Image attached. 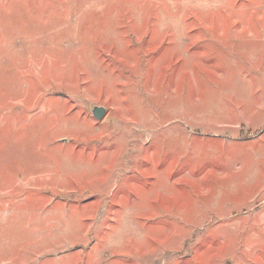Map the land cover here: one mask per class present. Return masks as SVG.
<instances>
[{"label":"rangeland","instance_id":"obj_1","mask_svg":"<svg viewBox=\"0 0 264 264\" xmlns=\"http://www.w3.org/2000/svg\"><path fill=\"white\" fill-rule=\"evenodd\" d=\"M0 264H264V0H0Z\"/></svg>","mask_w":264,"mask_h":264},{"label":"water","instance_id":"obj_2","mask_svg":"<svg viewBox=\"0 0 264 264\" xmlns=\"http://www.w3.org/2000/svg\"><path fill=\"white\" fill-rule=\"evenodd\" d=\"M106 109L104 107L95 106L92 110L93 116L100 120L105 114Z\"/></svg>","mask_w":264,"mask_h":264}]
</instances>
